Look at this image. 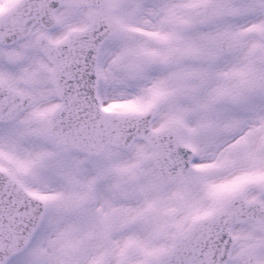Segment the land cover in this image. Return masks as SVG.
<instances>
[{"label": "snow or ice", "instance_id": "snow-or-ice-1", "mask_svg": "<svg viewBox=\"0 0 264 264\" xmlns=\"http://www.w3.org/2000/svg\"><path fill=\"white\" fill-rule=\"evenodd\" d=\"M0 264H264V0H0Z\"/></svg>", "mask_w": 264, "mask_h": 264}]
</instances>
